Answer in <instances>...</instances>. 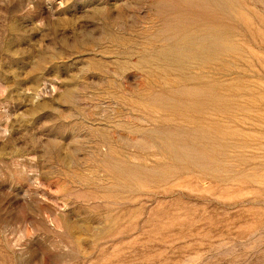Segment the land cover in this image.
<instances>
[{"label": "rangeland", "instance_id": "1", "mask_svg": "<svg viewBox=\"0 0 264 264\" xmlns=\"http://www.w3.org/2000/svg\"><path fill=\"white\" fill-rule=\"evenodd\" d=\"M0 264H264V0H0Z\"/></svg>", "mask_w": 264, "mask_h": 264}, {"label": "bare ground", "instance_id": "2", "mask_svg": "<svg viewBox=\"0 0 264 264\" xmlns=\"http://www.w3.org/2000/svg\"><path fill=\"white\" fill-rule=\"evenodd\" d=\"M192 1V0H191ZM205 1V0H204ZM207 2V1H206ZM214 1H212V3H213ZM211 3V4H212ZM217 4V3H216ZM212 5H214V4H212ZM219 5V4H218ZM192 7H193V5H192ZM217 8V7H216ZM200 12V11H199ZM174 13L176 14V16L175 17H173V19L172 20H170V22H169V26H168V29H167V32L170 34V36L171 37H173L177 42H185V40L184 39H187L188 37L190 38V37H199V36H205V35H212V34H214V32H215V29L214 28H205L204 27V25H203V23L202 22H204L206 19H209L207 16H205L204 14H200V16H201V18H202V20H201V22H200V24H198L197 22L195 23V22H191V20L189 19V18H187L186 17V15L187 14H185V13H182L181 12V10H180V2L179 3H176L175 5H174ZM188 16L190 17V13H188ZM189 21L191 22V24L189 23ZM212 25V24H211ZM214 36V35H213ZM217 37V36H216ZM205 37H203V39H204ZM210 38V37H209ZM215 38V37H214ZM213 38V39H214ZM219 38V37H218ZM170 39V38H169ZM205 39H207V37L205 38ZM213 39H211V40H213ZM216 39V38H215ZM193 40V39H192ZM199 40V39H198ZM217 40V39H216ZM171 41V40H170ZM170 41H169V43H170ZM188 41V40H187ZM205 41V40H204ZM203 41V42H204ZM193 42V41H192ZM195 42V41H194ZM193 42V43H194ZM200 42V41H199ZM209 42V41H208ZM211 42V41H210ZM213 42V41H212ZM188 43V42H187ZM186 43V44H187ZM196 43H198V42H196ZM201 43H202V41H201ZM216 42H214V44H215ZM175 44V43H174ZM183 44V43H182ZM186 44H184V45H186ZM197 45H199V43L197 44ZM203 45V44H202ZM205 45H207V44H205ZM209 45V44H208ZM189 46V45H188ZM190 46H193V45H190ZM195 46V45H194ZM211 46V45H210ZM168 47V46H167ZM172 47V46H171ZM177 46H175V48H176ZM202 47V46H201ZM186 48L188 49V47L186 46ZM189 48H191V47H189ZM196 48V47H195ZM200 48V47H199ZM209 48V47H208ZM170 49V48H169ZM186 49V50H187ZM202 49V48H201ZM204 49V48H203ZM189 50V49H188ZM213 50H216L215 48L213 49ZM219 49H217V51H218ZM178 51H180V50H178ZM185 51V50H184ZM195 51V50H194ZM193 51V52H194ZM207 51V50H206ZM217 51H216V53H217ZM173 52V51H172ZM187 52V51H186ZM192 52V53H193ZM208 52V51H207ZM167 53V52H166ZM180 53V52H179ZM164 54V53H163ZM162 55V54H161ZM170 55V54H169ZM180 55V54H179ZM191 55V54H190ZM198 56V55H197ZM199 56H201V55H199ZM162 57V56H161ZM213 57V56H212ZM166 58V57H165ZM167 58H170V56L169 57H167ZM172 58V57H171ZM170 58V59H171ZM191 58V57H190ZM199 58V57H198ZM162 59V58H161ZM193 59V58H192ZM195 59V58H194ZM207 59V58H206ZM173 60V59H172ZM202 60V59H201ZM191 61V60H190ZM200 61V60H199ZM206 62H207V60H205ZM174 62H176V61H174ZM203 62V61H202ZM173 63V62H172ZM204 63V62H203ZM182 64V63H181ZM180 64V65H181ZM183 66V65H182ZM185 66V65H184ZM188 68V67H187ZM180 69V68H179ZM185 69V68H184ZM183 69V70H184ZM185 71V70H184ZM183 71V72H184ZM188 71V70H187ZM186 73V72H185ZM185 73H184V75H185ZM183 75V74H182ZM182 75H181V77H182ZM201 76V75H200ZM186 77L188 78V76L186 75ZM202 77V76H201ZM200 78V77H199ZM202 79H203V77H202ZM184 80V79H183ZM185 80H186V78H185ZM193 80V79H192ZM184 83V82H183ZM187 83H189V82H187ZM180 84V83H179ZM181 86V85H180ZM184 87H186V86H184ZM186 89V88H185ZM212 90V89H211ZM185 90H183V92H184ZM203 91V90H202ZM205 91V90H204ZM210 91V90H209ZM182 92V91H181ZM194 92V91H193ZM206 92V91H205ZM180 93V92H179ZM178 93V94H179ZM196 93H198V91L196 92ZM200 93V92H199ZM202 93V92H201ZM210 93H211V91H210ZM181 94V93H180ZM186 94V93H185ZM188 94V93H187ZM203 94V93H202ZM208 94V93H207ZM206 94V95H207ZM182 95V94H181ZM194 95V94H193ZM186 96V95H185ZM178 97V96H177ZM180 97V96H179ZM192 97V96H191ZM196 97V96H195ZM200 97V96H199ZM199 97H197V98H199ZM216 97V96H215ZM215 97H213V96H211V98L214 100V98ZM177 99V98H176ZM181 99V98H180ZM179 99V100H180ZM201 99V98H200ZM203 123H204V121H203ZM206 124V123H205ZM201 131L202 130H200V133H201ZM204 131H206V130H204ZM203 131V132H204ZM207 133V132H206ZM205 133V134H206ZM202 137V136H201ZM205 137V136H204ZM199 138V137H198ZM206 138V137H205ZM205 138H202V139H205ZM201 139V140H202ZM204 141V140H203ZM207 142V141H206ZM193 144V143H192ZM199 148H202V147H199ZM202 149H205V148H202ZM197 150V149H196ZM205 151V150H204ZM203 153V152H202ZM204 155V154H203ZM206 159V158H205ZM203 163V162H202Z\"/></svg>", "mask_w": 264, "mask_h": 264}]
</instances>
